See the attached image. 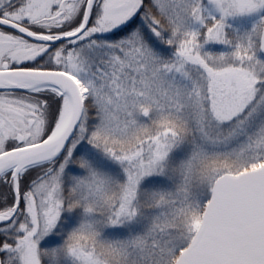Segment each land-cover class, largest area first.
I'll use <instances>...</instances> for the list:
<instances>
[{
    "label": "snow or ice",
    "instance_id": "obj_1",
    "mask_svg": "<svg viewBox=\"0 0 264 264\" xmlns=\"http://www.w3.org/2000/svg\"><path fill=\"white\" fill-rule=\"evenodd\" d=\"M0 264H264V0H0Z\"/></svg>",
    "mask_w": 264,
    "mask_h": 264
}]
</instances>
